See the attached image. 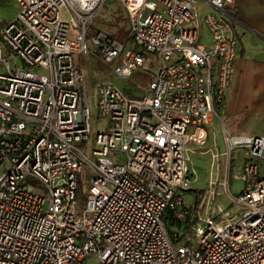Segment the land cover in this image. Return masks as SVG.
Here are the masks:
<instances>
[{"label":"built area","instance_id":"obj_1","mask_svg":"<svg viewBox=\"0 0 264 264\" xmlns=\"http://www.w3.org/2000/svg\"><path fill=\"white\" fill-rule=\"evenodd\" d=\"M105 1L15 0L0 30V264H264V135L225 132L223 185L236 208L217 215L216 183L192 187L186 155L207 143L228 97L240 52L228 14L236 0H201L216 8L204 15L199 0H116L133 46L89 32ZM92 49L122 79L158 57L142 97L96 83L105 123L96 134L74 58ZM233 181L243 183L237 193Z\"/></svg>","mask_w":264,"mask_h":264},{"label":"rangeland","instance_id":"obj_2","mask_svg":"<svg viewBox=\"0 0 264 264\" xmlns=\"http://www.w3.org/2000/svg\"><path fill=\"white\" fill-rule=\"evenodd\" d=\"M198 9L201 15L212 11L213 8L199 0ZM18 11V5L15 0H0V30L9 21L15 18ZM89 32L94 33L97 30H105L115 37L127 42L128 45L133 46V41L130 38V22L127 12L123 5L116 0H106L95 12L93 18L89 23ZM205 35L204 42L209 41V34L205 29L202 31ZM145 71L136 72L129 79H122L115 73V67L107 64L99 56L98 52L92 49L88 54L75 53V62L80 65L85 71L87 78L88 91L90 95V108L92 111L91 128L92 133L96 134L98 131L104 130V122L98 118L97 109L95 108L94 101L91 98L93 88L96 83L100 81H111L121 86L128 95L132 97H142L148 88L151 73L157 67V56L149 55ZM225 130V129H224ZM212 131V132H211ZM228 132V130H225ZM225 134V133H224ZM222 132V126L217 122L215 126L208 127V140L207 143L201 146L190 144L187 149V160L190 170L193 172V181L191 186L196 189H209L213 183H216L217 195L211 206V213L217 215L221 210L231 211L236 208L232 205L227 192H225L224 182L228 179L229 168L227 165V157L225 151V137ZM242 150L238 151V155H242ZM242 162H239L241 165ZM87 179L80 182L79 197L83 200L86 199L88 184ZM243 183L241 181L232 182V192L237 193L241 190ZM194 190H190L188 203L191 202V197ZM210 213V208H206L205 214ZM88 264H100L99 259L90 257Z\"/></svg>","mask_w":264,"mask_h":264},{"label":"crops","instance_id":"obj_3","mask_svg":"<svg viewBox=\"0 0 264 264\" xmlns=\"http://www.w3.org/2000/svg\"><path fill=\"white\" fill-rule=\"evenodd\" d=\"M228 14L239 36L240 52L226 102L209 129L218 122L223 134L228 130L235 136L264 135V0H236Z\"/></svg>","mask_w":264,"mask_h":264},{"label":"trees","instance_id":"obj_4","mask_svg":"<svg viewBox=\"0 0 264 264\" xmlns=\"http://www.w3.org/2000/svg\"><path fill=\"white\" fill-rule=\"evenodd\" d=\"M166 224H167V227L169 229V231H172L176 225V222L174 221L173 217L171 214H168L167 215V218H166Z\"/></svg>","mask_w":264,"mask_h":264}]
</instances>
